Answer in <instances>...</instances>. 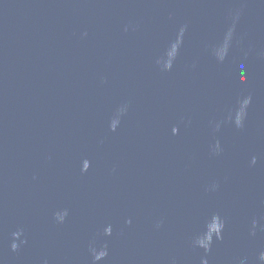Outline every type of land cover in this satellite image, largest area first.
I'll return each mask as SVG.
<instances>
[{
    "label": "water",
    "instance_id": "water-1",
    "mask_svg": "<svg viewBox=\"0 0 264 264\" xmlns=\"http://www.w3.org/2000/svg\"><path fill=\"white\" fill-rule=\"evenodd\" d=\"M0 264H264V0H0Z\"/></svg>",
    "mask_w": 264,
    "mask_h": 264
}]
</instances>
